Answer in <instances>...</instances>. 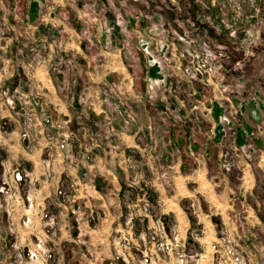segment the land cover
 I'll return each mask as SVG.
<instances>
[{"label":"rangeland","instance_id":"1","mask_svg":"<svg viewBox=\"0 0 264 264\" xmlns=\"http://www.w3.org/2000/svg\"><path fill=\"white\" fill-rule=\"evenodd\" d=\"M40 76L51 78L62 102L79 92L64 121L51 116L57 104L48 101L45 121L55 139L69 136L67 155L101 146L135 168L139 150L150 160L175 156L174 164L188 151L193 171L205 156L204 169L218 176L214 193L231 198L237 233L245 234L249 219L264 224V0H0V102L18 118L22 139L31 138L37 117L28 103L47 107ZM176 138L185 139L183 151L174 148ZM158 216L159 209L149 246ZM215 228L208 262L187 253L180 237L178 262L264 264V227L251 228L257 242ZM12 248L17 260L32 263L55 256L40 240L24 248L13 241Z\"/></svg>","mask_w":264,"mask_h":264},{"label":"crops","instance_id":"2","mask_svg":"<svg viewBox=\"0 0 264 264\" xmlns=\"http://www.w3.org/2000/svg\"><path fill=\"white\" fill-rule=\"evenodd\" d=\"M11 77L8 83H13L15 76ZM39 80L47 89L40 102L47 107L28 103L37 113L30 139L20 137L18 118L0 102V187L3 181L10 185L7 196L0 191V264H138L148 257L150 264H173L172 253H159L147 243L157 209L166 218L167 233L175 229L186 242L187 253L207 262L213 256L210 244L217 239L218 223L232 228L238 238L242 236L231 214L229 194L213 191V179L218 176L204 169L205 156L193 171L188 151L174 164L175 156L161 154L160 160L157 155L150 160L139 150L133 156L140 161L135 168L125 155H112L101 146H90L86 154L74 147L67 155L68 146L54 143H59L54 137L56 128L45 121L51 113L48 101L57 104V112L51 116L64 121L76 109L79 92L76 88L62 102L50 91V77L40 76ZM250 109L254 114V106ZM123 139L130 143V136ZM185 142L176 138L174 148L183 151ZM198 148L199 144L193 147ZM16 171L23 174L21 180L14 178ZM143 200L151 204L147 210L141 205ZM217 214L221 216L218 220ZM248 221L243 239L253 242L258 232L252 233L251 228L264 224L256 218ZM37 240L54 252L53 261L17 260L12 242L24 248ZM197 250L201 252L196 254Z\"/></svg>","mask_w":264,"mask_h":264},{"label":"built area","instance_id":"3","mask_svg":"<svg viewBox=\"0 0 264 264\" xmlns=\"http://www.w3.org/2000/svg\"><path fill=\"white\" fill-rule=\"evenodd\" d=\"M34 57L38 58V55L34 54ZM255 109H257V106L255 107ZM28 121H31V116L29 117ZM22 135L23 137L25 135L27 136V132H25V134L23 133ZM60 135L62 137H60L59 142L60 145L62 146L67 143L69 136L66 137V134L63 133H61ZM47 137L49 139L53 138L50 134H47ZM14 178L16 180H21L23 178V174L20 171H16L14 173ZM141 205L144 208V210H147L151 204L148 200H143ZM164 221H165L164 216H158L156 218L154 222L153 233L151 236L152 244L154 245L155 249L160 252H164L166 254L172 253L175 256L173 264H182V261L178 262V260L176 259V255L178 254V250L184 247V243L180 241L179 234L175 229H172V231L169 234L165 231ZM25 254L26 256L28 255L31 257L35 255L34 252H31L29 250H27ZM49 256L50 253H48V258ZM180 256L183 257L182 254H180ZM45 258H47V254ZM235 259L238 260V257L236 256ZM140 264H149V258H143V260L140 261Z\"/></svg>","mask_w":264,"mask_h":264}]
</instances>
